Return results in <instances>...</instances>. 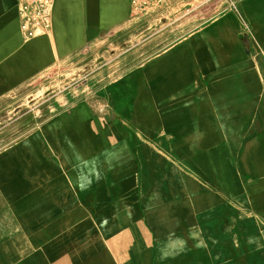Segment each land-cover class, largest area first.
Here are the masks:
<instances>
[{
	"label": "rangeland",
	"instance_id": "rangeland-1",
	"mask_svg": "<svg viewBox=\"0 0 264 264\" xmlns=\"http://www.w3.org/2000/svg\"><path fill=\"white\" fill-rule=\"evenodd\" d=\"M202 3L150 1L126 25L24 80L7 74L16 54L7 42L19 36L23 47L50 38L51 28L20 33L13 0H0V153L48 121L83 122L86 135L101 136L102 153L130 168L136 187L133 201L115 208L121 230L111 220L103 231L107 243H121L112 264H264V94L135 120L119 114L125 74L164 49L163 24L180 25V11ZM205 19L182 15L181 34Z\"/></svg>",
	"mask_w": 264,
	"mask_h": 264
},
{
	"label": "crops",
	"instance_id": "crops-1",
	"mask_svg": "<svg viewBox=\"0 0 264 264\" xmlns=\"http://www.w3.org/2000/svg\"><path fill=\"white\" fill-rule=\"evenodd\" d=\"M18 3L13 0L12 10L22 33ZM183 13L173 21L180 25L163 24L170 36L164 49L125 74L123 118L264 94V0H204ZM134 14L132 0H53L51 37L23 47L19 36L7 42L16 52L6 63L7 74L29 79L56 58L75 56L126 25ZM185 14L206 19L184 26L183 35ZM84 128L83 122L48 121L0 153V264L113 263L121 243L110 245L103 231L111 220L121 230L115 208L133 201L134 174L118 165L117 156L103 154L101 136L86 135ZM106 207L109 218L103 216Z\"/></svg>",
	"mask_w": 264,
	"mask_h": 264
},
{
	"label": "built area",
	"instance_id": "built-area-1",
	"mask_svg": "<svg viewBox=\"0 0 264 264\" xmlns=\"http://www.w3.org/2000/svg\"><path fill=\"white\" fill-rule=\"evenodd\" d=\"M150 1L165 4L169 0H132L135 11L145 9ZM21 29L29 36L35 30H49L52 20L53 0H18Z\"/></svg>",
	"mask_w": 264,
	"mask_h": 264
}]
</instances>
